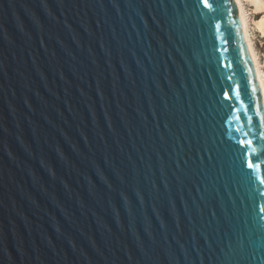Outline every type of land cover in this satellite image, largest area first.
<instances>
[{
	"label": "water",
	"instance_id": "water-1",
	"mask_svg": "<svg viewBox=\"0 0 264 264\" xmlns=\"http://www.w3.org/2000/svg\"><path fill=\"white\" fill-rule=\"evenodd\" d=\"M210 2L0 0V264H264L237 144L263 89Z\"/></svg>",
	"mask_w": 264,
	"mask_h": 264
},
{
	"label": "snow or ice",
	"instance_id": "snow-or-ice-1",
	"mask_svg": "<svg viewBox=\"0 0 264 264\" xmlns=\"http://www.w3.org/2000/svg\"><path fill=\"white\" fill-rule=\"evenodd\" d=\"M199 3L209 11H216L213 3L210 0H199ZM218 33L220 32V23L216 24ZM219 39L227 44V39L221 34ZM224 50V49H222ZM247 63V62H246ZM249 75L245 78V87H250L251 91L247 97L248 111H245L247 131H244L243 138L237 139L239 145V151L243 155V165L249 171L247 172L249 183L255 188L256 193L264 197V168L262 164L264 161L261 157H264V106H261L257 102L258 88L252 82L251 74L252 69H247ZM231 79V77H229ZM239 85L232 89V92L237 101H240ZM225 100L231 99L229 92H224ZM239 111V109H235ZM249 111L251 114H249ZM255 129V131H251ZM235 132H240L239 128L234 129ZM231 135V134H230ZM255 160V162H254ZM261 170V171H258ZM258 208V216L264 221V203L255 205Z\"/></svg>",
	"mask_w": 264,
	"mask_h": 264
},
{
	"label": "bare ground",
	"instance_id": "bare-ground-1",
	"mask_svg": "<svg viewBox=\"0 0 264 264\" xmlns=\"http://www.w3.org/2000/svg\"><path fill=\"white\" fill-rule=\"evenodd\" d=\"M248 1L255 3L258 6L257 9H264V0H248ZM236 2L238 5L239 14H240L241 19H242V24H243V29H244L246 41H247L248 46L250 48V52L252 54V57H253V60L255 63V67H256V71L258 74V79L261 83V86L263 89V94H264V70H263V67L261 65V62H260L258 53L256 51V48L253 44L252 36H251L250 30H249L248 15L246 13L243 0H236ZM256 25L260 29L262 34L264 35V17L260 21L256 22Z\"/></svg>",
	"mask_w": 264,
	"mask_h": 264
},
{
	"label": "rangeland",
	"instance_id": "rangeland-1",
	"mask_svg": "<svg viewBox=\"0 0 264 264\" xmlns=\"http://www.w3.org/2000/svg\"><path fill=\"white\" fill-rule=\"evenodd\" d=\"M243 2L248 15L249 30L252 36L253 44L264 70V35L256 25V22L260 21L264 17V9H257L258 6L251 1L243 0Z\"/></svg>",
	"mask_w": 264,
	"mask_h": 264
}]
</instances>
